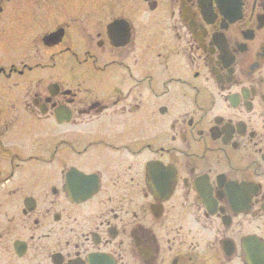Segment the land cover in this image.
<instances>
[{
	"label": "flooded vegetation",
	"instance_id": "obj_1",
	"mask_svg": "<svg viewBox=\"0 0 264 264\" xmlns=\"http://www.w3.org/2000/svg\"><path fill=\"white\" fill-rule=\"evenodd\" d=\"M0 264H264V0H0Z\"/></svg>",
	"mask_w": 264,
	"mask_h": 264
}]
</instances>
